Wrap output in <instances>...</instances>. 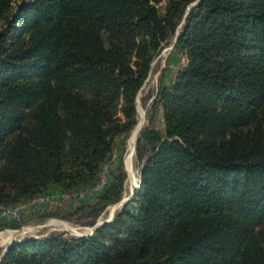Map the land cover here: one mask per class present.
I'll return each instance as SVG.
<instances>
[{
    "label": "trees",
    "instance_id": "trees-1",
    "mask_svg": "<svg viewBox=\"0 0 264 264\" xmlns=\"http://www.w3.org/2000/svg\"><path fill=\"white\" fill-rule=\"evenodd\" d=\"M13 1L0 0V206L97 179L180 23L186 64L152 104L163 130L139 131L140 189L112 220L12 241L0 264H264V0ZM116 169L64 217L93 227L122 199Z\"/></svg>",
    "mask_w": 264,
    "mask_h": 264
},
{
    "label": "rangeland",
    "instance_id": "rangeland-1",
    "mask_svg": "<svg viewBox=\"0 0 264 264\" xmlns=\"http://www.w3.org/2000/svg\"><path fill=\"white\" fill-rule=\"evenodd\" d=\"M24 1L27 0H14L12 11L14 12ZM166 1L162 0L159 5H164ZM180 29L181 23L150 64L147 77L137 93L136 125L127 138L126 145H122L121 139L115 141L112 155L102 164L97 179L88 186L72 192H62L52 186L32 198L21 199L12 205L0 206V249L5 250L12 241L26 237L41 239L53 232H65L73 236L89 235L91 227L64 216L82 201L94 202L105 191L117 174L116 168L121 158L126 172L121 201L129 198L136 188L140 189L141 164L136 160L133 151L134 141L136 136L138 137L139 129L144 126L163 130L162 108L158 104L152 108V104L157 101L160 90L169 87L178 71L186 64L184 54L174 47V38ZM123 206L121 202L108 205L98 218L99 221L111 218ZM113 207L115 209L110 216Z\"/></svg>",
    "mask_w": 264,
    "mask_h": 264
},
{
    "label": "water",
    "instance_id": "water-1",
    "mask_svg": "<svg viewBox=\"0 0 264 264\" xmlns=\"http://www.w3.org/2000/svg\"><path fill=\"white\" fill-rule=\"evenodd\" d=\"M198 1H199V0H198ZM198 1H196L195 3H193L191 6L197 4ZM188 9H189V8H188ZM177 35H178V33L176 34V36H175V38H174L175 41H176V39H177ZM139 130H140V129H139ZM138 132H139V131H138ZM136 141H137V136H136L135 141H134V147H133V151H134V152H135ZM136 191H138V188H136V190L132 193V195H131L129 198H126L125 200L120 201V202H121V205H124V204H125V203H126L131 197H133V195L136 193ZM112 217H113V215H112ZM112 217H111V218H108V219L100 220V221H99V219H98L97 222H96V224H95L93 227L90 228L89 235H91V234L93 233V231H94L95 229H97L99 226H101L103 223L111 221V220H112ZM82 235H84V234H81L80 236H82Z\"/></svg>",
    "mask_w": 264,
    "mask_h": 264
},
{
    "label": "bare ground",
    "instance_id": "bare-ground-1",
    "mask_svg": "<svg viewBox=\"0 0 264 264\" xmlns=\"http://www.w3.org/2000/svg\"><path fill=\"white\" fill-rule=\"evenodd\" d=\"M140 123H141V122H140ZM134 136H135V135H134ZM133 140H134V137H133ZM131 146H132V145H131ZM128 161H129V160H128ZM114 209H115L114 207L111 209L110 216L112 215Z\"/></svg>",
    "mask_w": 264,
    "mask_h": 264
},
{
    "label": "built area",
    "instance_id": "built-area-1",
    "mask_svg": "<svg viewBox=\"0 0 264 264\" xmlns=\"http://www.w3.org/2000/svg\"><path fill=\"white\" fill-rule=\"evenodd\" d=\"M13 214L15 215V214H16V212L14 211V212H13Z\"/></svg>",
    "mask_w": 264,
    "mask_h": 264
}]
</instances>
